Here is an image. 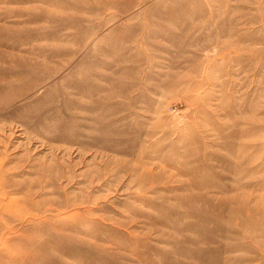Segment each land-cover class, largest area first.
I'll return each instance as SVG.
<instances>
[{"label":"rangeland","instance_id":"1","mask_svg":"<svg viewBox=\"0 0 264 264\" xmlns=\"http://www.w3.org/2000/svg\"><path fill=\"white\" fill-rule=\"evenodd\" d=\"M258 207L264 0H0V264H264Z\"/></svg>","mask_w":264,"mask_h":264},{"label":"bare ground","instance_id":"2","mask_svg":"<svg viewBox=\"0 0 264 264\" xmlns=\"http://www.w3.org/2000/svg\"><path fill=\"white\" fill-rule=\"evenodd\" d=\"M243 205H244V206H246V208L249 210V208L247 207V204H246V202H243ZM254 208H256V207H254ZM258 208H259V207H258ZM258 208H257V209H255V210H256V212H257V213H256V215H257V218H259V216H260V215H262V213L264 212V209H263V208H259V209H258ZM254 220H255V218H254V217H250V223H252V222H255V221H256V220H255V221H254Z\"/></svg>","mask_w":264,"mask_h":264}]
</instances>
